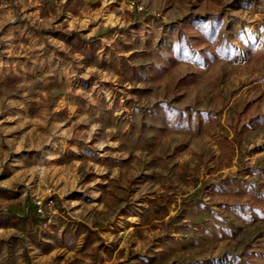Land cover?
Instances as JSON below:
<instances>
[{
    "label": "rangeland",
    "instance_id": "374dc122",
    "mask_svg": "<svg viewBox=\"0 0 264 264\" xmlns=\"http://www.w3.org/2000/svg\"><path fill=\"white\" fill-rule=\"evenodd\" d=\"M0 264H264V0H0Z\"/></svg>",
    "mask_w": 264,
    "mask_h": 264
},
{
    "label": "built area",
    "instance_id": "2783aa9c",
    "mask_svg": "<svg viewBox=\"0 0 264 264\" xmlns=\"http://www.w3.org/2000/svg\"><path fill=\"white\" fill-rule=\"evenodd\" d=\"M51 202H52V201H51ZM38 211H39V212H42V206H41V205L38 207Z\"/></svg>",
    "mask_w": 264,
    "mask_h": 264
}]
</instances>
